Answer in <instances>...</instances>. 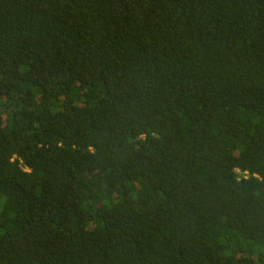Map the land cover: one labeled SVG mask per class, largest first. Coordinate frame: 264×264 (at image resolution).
Masks as SVG:
<instances>
[{"label": "trees", "instance_id": "trees-1", "mask_svg": "<svg viewBox=\"0 0 264 264\" xmlns=\"http://www.w3.org/2000/svg\"><path fill=\"white\" fill-rule=\"evenodd\" d=\"M0 264H264V0H0Z\"/></svg>", "mask_w": 264, "mask_h": 264}]
</instances>
